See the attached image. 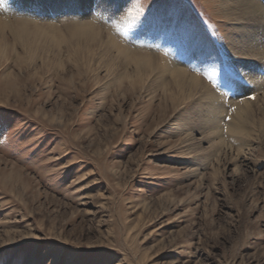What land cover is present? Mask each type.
<instances>
[{
    "label": "rangeland",
    "instance_id": "374dc122",
    "mask_svg": "<svg viewBox=\"0 0 264 264\" xmlns=\"http://www.w3.org/2000/svg\"><path fill=\"white\" fill-rule=\"evenodd\" d=\"M135 3L2 0L0 264H264V101L238 66L259 61L231 50L238 8L140 0L141 26ZM156 67L210 86L218 128Z\"/></svg>",
    "mask_w": 264,
    "mask_h": 264
},
{
    "label": "bare ground",
    "instance_id": "6f19581e",
    "mask_svg": "<svg viewBox=\"0 0 264 264\" xmlns=\"http://www.w3.org/2000/svg\"><path fill=\"white\" fill-rule=\"evenodd\" d=\"M230 1H233V4L236 6V8H238L237 13L234 14V12H230L229 16L232 18L235 17L236 20L238 19L239 24H236V26L238 25V27L236 28L240 36L238 39L240 45H234V43H231V50L234 52L237 51L238 55L242 56L243 54V56L247 57L248 60H253L256 62L259 61L258 66L254 68H251L250 65H248L244 60H240L238 64L240 69L243 68L242 70L244 76L247 77L249 85L252 89L251 92L245 94V96H249L251 94L256 95V93H260V95L263 96L261 100L264 101V4L260 2V0ZM1 7L3 8V6ZM0 26H3L2 21H0ZM18 28L19 34L21 35L22 32H25L24 28H26V25L24 23H21ZM78 30H80V32H76V34H80V36H83L81 34H88L90 31H92V27L85 24ZM111 41L113 47H115L119 52H126V50L118 43H116L113 39ZM0 52L2 53L1 48ZM137 59L136 65L138 67H142L147 70L153 67V61L151 57L144 56L140 60L139 58ZM157 69H164L165 71H163L162 74H167L168 72H170L173 77H176L174 80V90L176 92H171L173 93V99L179 100L182 98L181 100L187 101L196 97H201L202 99L209 100L205 105V107H208L207 117H209V119L207 123H209L208 125L212 128V130L218 128L221 114H223L224 106L221 102H219V99L217 98L218 96H215L210 86L206 85L200 78L189 75L183 70V68L178 67V69L169 70L160 67ZM250 99L244 100L240 103L238 102V113L240 114L241 119L247 118L252 114V110L249 112V108L247 106L249 104H252V101ZM236 131L239 133H243L247 131V128L245 127V125H243L242 128L238 126L236 127Z\"/></svg>",
    "mask_w": 264,
    "mask_h": 264
},
{
    "label": "snow or ice",
    "instance_id": "6c2138e0",
    "mask_svg": "<svg viewBox=\"0 0 264 264\" xmlns=\"http://www.w3.org/2000/svg\"><path fill=\"white\" fill-rule=\"evenodd\" d=\"M0 6H2V0H0ZM133 7L135 8V13L133 12H128L127 15L131 18L132 22L135 23V22H139L141 26H143L145 23L148 22V18H147V15H146V10L143 9L141 6H140V0H136V3L133 5ZM141 17H143V19H141ZM118 32H123L125 31V29H122L120 28L119 26H117V29H116ZM231 71H235L233 69H229V68H222L220 70L221 72V81L222 83L226 86L227 83H228V73L231 72ZM209 80H212V77L210 76L209 77ZM254 99V97H253ZM230 119V117H229Z\"/></svg>",
    "mask_w": 264,
    "mask_h": 264
}]
</instances>
